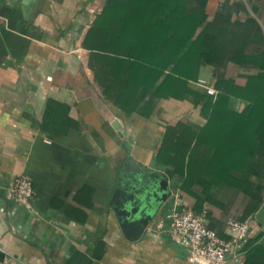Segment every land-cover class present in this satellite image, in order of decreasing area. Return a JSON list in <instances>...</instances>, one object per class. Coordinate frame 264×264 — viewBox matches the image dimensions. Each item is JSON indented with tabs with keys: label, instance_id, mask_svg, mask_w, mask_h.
I'll return each instance as SVG.
<instances>
[{
	"label": "crops",
	"instance_id": "0c3cea01",
	"mask_svg": "<svg viewBox=\"0 0 264 264\" xmlns=\"http://www.w3.org/2000/svg\"><path fill=\"white\" fill-rule=\"evenodd\" d=\"M106 1L0 0V264H189L165 217L175 198L178 209H193L195 197L177 188V179L153 157L164 124L201 126L205 120L189 102L161 100L144 116L126 114L103 96L88 65L91 51L83 45ZM203 11V26L220 29L218 37L238 33L248 52L264 50V0H206ZM90 43H99L98 34ZM199 85L215 94L204 81ZM128 158L165 173L172 191L135 242L124 238L109 206ZM20 176L33 185L28 206L5 197ZM190 192L204 197L199 185ZM237 198L227 183L214 191L223 209L213 208L212 217L223 232ZM263 203H248L242 221H248L249 233L224 264H244V245L264 244V225L251 220Z\"/></svg>",
	"mask_w": 264,
	"mask_h": 264
},
{
	"label": "trees",
	"instance_id": "16d2710c",
	"mask_svg": "<svg viewBox=\"0 0 264 264\" xmlns=\"http://www.w3.org/2000/svg\"><path fill=\"white\" fill-rule=\"evenodd\" d=\"M205 2L107 0L83 46L91 51L88 65L103 96L126 114L149 115L155 102L167 99L199 108L201 126L187 121L162 126L153 162L195 197L193 213L222 237V223L212 217L213 208L223 209L213 199L221 183L238 191L234 219L241 212L242 220L250 201L261 204L264 198V50L248 52L238 33L223 40L220 29L203 26ZM95 34L99 43L91 44ZM251 68L256 73H243ZM199 81L215 94L203 91ZM193 185L204 197L190 192ZM244 249V264H264V244L248 242Z\"/></svg>",
	"mask_w": 264,
	"mask_h": 264
},
{
	"label": "built area",
	"instance_id": "2783aa9c",
	"mask_svg": "<svg viewBox=\"0 0 264 264\" xmlns=\"http://www.w3.org/2000/svg\"><path fill=\"white\" fill-rule=\"evenodd\" d=\"M209 94H214L208 90ZM33 196V185L29 178L20 176L6 191L5 197L19 206H28ZM180 201L174 199L173 209L166 214L171 239L187 253L189 264H224L228 257L239 250L246 239L250 225L248 221L229 218L224 236L209 229L202 216L189 208L178 209Z\"/></svg>",
	"mask_w": 264,
	"mask_h": 264
},
{
	"label": "water",
	"instance_id": "95a60500",
	"mask_svg": "<svg viewBox=\"0 0 264 264\" xmlns=\"http://www.w3.org/2000/svg\"><path fill=\"white\" fill-rule=\"evenodd\" d=\"M117 132L119 123H112ZM172 191L165 173L144 166L134 158L122 164L109 200L117 225L125 239L137 241L169 200ZM264 225V203L254 216Z\"/></svg>",
	"mask_w": 264,
	"mask_h": 264
},
{
	"label": "rangeland",
	"instance_id": "374dc122",
	"mask_svg": "<svg viewBox=\"0 0 264 264\" xmlns=\"http://www.w3.org/2000/svg\"><path fill=\"white\" fill-rule=\"evenodd\" d=\"M170 198H171V196H170ZM170 198H169V199H170Z\"/></svg>",
	"mask_w": 264,
	"mask_h": 264
}]
</instances>
